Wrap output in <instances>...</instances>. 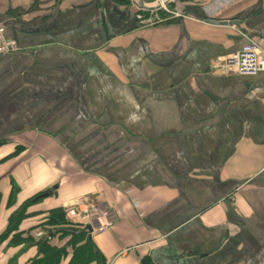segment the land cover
<instances>
[{"label": "crops", "instance_id": "crops-1", "mask_svg": "<svg viewBox=\"0 0 264 264\" xmlns=\"http://www.w3.org/2000/svg\"><path fill=\"white\" fill-rule=\"evenodd\" d=\"M219 1L147 25L120 0H0L17 43L0 55V235L31 198L19 232L86 200L116 215L88 231L100 264H264V72L220 61L264 45V0ZM9 242L0 264L36 254Z\"/></svg>", "mask_w": 264, "mask_h": 264}, {"label": "trees", "instance_id": "trees-1", "mask_svg": "<svg viewBox=\"0 0 264 264\" xmlns=\"http://www.w3.org/2000/svg\"><path fill=\"white\" fill-rule=\"evenodd\" d=\"M143 1L145 2V0ZM174 21L175 19H167L164 24ZM20 152L21 150L17 149L11 156H17ZM11 193L13 195L14 189ZM34 198L24 202L10 216L5 229L0 235V240L4 241L10 238L9 244L11 247L36 248L35 256L30 258L27 264H62V261L67 258H69V261L66 264H100L101 256L88 239L87 230L73 221H68L65 216V209L61 206L45 213L42 223L33 229L24 232L17 231L20 221L32 216V214L24 215V210L30 203L34 202ZM40 229L46 232L51 231L53 233L51 239L55 240V243L41 241L33 245L36 240L33 231ZM59 241H61L60 246H58ZM142 264L148 263L143 260Z\"/></svg>", "mask_w": 264, "mask_h": 264}, {"label": "built area", "instance_id": "built-area-1", "mask_svg": "<svg viewBox=\"0 0 264 264\" xmlns=\"http://www.w3.org/2000/svg\"><path fill=\"white\" fill-rule=\"evenodd\" d=\"M233 1L220 0L219 6L223 8ZM172 15L173 17L181 16L178 13ZM15 51H17V43L5 36V26L0 21V55ZM220 61L227 72L243 77H253L264 72V45L259 41L248 39L238 51ZM64 209L68 221H73L82 228L90 227L94 234L106 233L111 230L116 221L114 212L86 200L74 201Z\"/></svg>", "mask_w": 264, "mask_h": 264}, {"label": "water", "instance_id": "water-1", "mask_svg": "<svg viewBox=\"0 0 264 264\" xmlns=\"http://www.w3.org/2000/svg\"><path fill=\"white\" fill-rule=\"evenodd\" d=\"M172 1L173 0H155L153 3L148 4V3H145L143 0H135L133 5L138 11H142V12H146V13H155V12L161 10L162 7H164L165 5H167L168 3L172 2ZM156 22H157L156 20H153V23H156ZM222 24L228 25V26H233V25H236L237 22H222ZM55 190H56V187L49 189L45 193L38 195L35 200L51 197ZM87 230L89 232H91L90 227H88ZM50 234L51 233H49L48 235H45V236L41 237L40 239H38L37 243L40 241H46L48 239V237L50 236Z\"/></svg>", "mask_w": 264, "mask_h": 264}, {"label": "rangeland", "instance_id": "rangeland-1", "mask_svg": "<svg viewBox=\"0 0 264 264\" xmlns=\"http://www.w3.org/2000/svg\"><path fill=\"white\" fill-rule=\"evenodd\" d=\"M122 2H131L132 5L135 2V0H120ZM155 0H145L146 3H153ZM179 0H173L172 2L168 3L167 5H165L164 8H162L161 10H159L158 12L155 13H144L141 11H138L134 5L133 7L135 8L136 11H138L137 13L140 14L141 16V20L144 21V23L150 22L151 24L153 23V20H156L157 22H162L164 23L167 19L170 20L173 17V13H175V7L178 6ZM149 23V24H150Z\"/></svg>", "mask_w": 264, "mask_h": 264}]
</instances>
